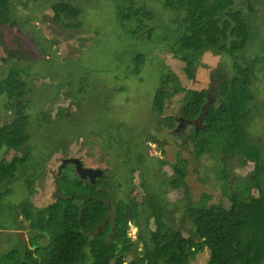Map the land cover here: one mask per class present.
<instances>
[{"label":"trees","instance_id":"16d2710c","mask_svg":"<svg viewBox=\"0 0 264 264\" xmlns=\"http://www.w3.org/2000/svg\"><path fill=\"white\" fill-rule=\"evenodd\" d=\"M83 1L57 0L49 8L57 16L79 17L76 6ZM111 1L115 4L118 22L127 34L137 38L141 31L146 33L145 39L149 41H153L155 30L147 25L157 20L154 5L160 3L161 13L167 18L160 28L165 29L166 34L171 33V38L163 39L167 43L166 55L184 64L189 79L194 78L207 53L226 57L229 68L221 67L211 74L208 90L188 93L182 117L200 125L191 135L197 158L222 147L243 165L253 164L254 169L238 183L237 190L230 192L227 185L223 186L228 206H209L208 199L188 203L184 214L195 228L194 239L186 238L182 231L170 226L165 193L161 188L156 189L143 181V201L133 197L132 180L137 169L130 163H126L130 167L126 187L121 183L123 180L117 178L116 188L109 178L97 179L93 184L90 180H81L77 172L65 174L63 169L58 178L62 197L42 209L35 210L28 200L16 209L15 214L24 215L31 224L30 245L24 242L19 251H9L0 259L3 264H191L201 253L209 251L207 264H264V146L251 132L255 122L252 104L256 101L253 87L258 67L264 70V19H256L252 0ZM41 14L34 12L21 27L28 30L36 43L32 21L40 22L35 18H40ZM14 16L12 0H0V26L12 25ZM41 22L48 24L47 19ZM131 24H136L137 28L132 29ZM17 42L20 48L18 39ZM47 42L53 48L59 45L49 38ZM37 45L43 52L45 45ZM7 53L6 68L0 69V112L12 114V118L0 124V188L24 181L32 195L34 180L44 174L47 160L59 151L68 158L70 146L81 138L65 136L64 141L55 144L52 152L43 158V166L30 172L29 164L33 153L41 146L40 140L43 142L52 130L64 125L61 121L69 110H60L53 121L36 98L28 99L30 93L34 94L32 88L33 91L29 90L34 76L31 59L21 48ZM164 70L162 87L154 102L158 115L164 113L165 105L175 94L187 91L165 66ZM43 78L47 79L46 76ZM50 85L54 84L51 82ZM75 86L71 83L67 88L74 90ZM56 87L63 88L59 83ZM70 90L69 94L73 95ZM79 93L84 95L85 91L81 89ZM43 95L40 93L39 99ZM167 120L172 126L176 122L172 117ZM35 129L42 136L34 142L35 148H31ZM60 138L56 137V141ZM10 152L16 155L8 161L6 156ZM142 156L141 153L135 155L139 162L143 160ZM179 167V164L173 167L175 174L167 186L168 191L182 187L185 176ZM75 182L85 185L77 187ZM123 188L128 191L118 203L117 191ZM254 191L258 196L253 194ZM10 195L9 189L0 191V232L3 230L1 211ZM131 225L138 229L137 244L128 233ZM242 249L245 251L243 256ZM131 257L132 261L129 260Z\"/></svg>","mask_w":264,"mask_h":264},{"label":"rangeland","instance_id":"374dc122","mask_svg":"<svg viewBox=\"0 0 264 264\" xmlns=\"http://www.w3.org/2000/svg\"><path fill=\"white\" fill-rule=\"evenodd\" d=\"M252 1L255 4L256 19H264L263 1ZM12 2L15 7L14 23L0 26L1 71L6 68L4 59L8 58L7 52L21 48L22 53H27L31 59L30 68L34 75L29 89H33L34 94L30 93L28 99L36 98L53 121L60 110H69L61 121L64 125L52 130L43 142L40 140L41 146L38 152L33 153L29 164L30 172L43 166V158L52 152L55 144L64 141L65 136L70 134L81 140L70 146L68 158L59 151L47 160L44 174L34 180L32 195L24 181L0 188V191H12L1 211L3 230L0 232V256L12 250L19 251V246L24 245V242L30 245L33 233L31 224L25 220L24 215L15 214L16 209L27 200L35 210L42 209L62 197L58 178L61 177L60 170L66 159H78L87 169L103 171V178H109L115 188L118 186L117 178H121V183L126 187L130 177V167L126 163L135 166L137 170L132 180L135 187L133 197L143 201V181L156 189L161 188L162 193H165L166 215L170 226L182 231L186 238L194 239L195 228L184 214L188 203L208 199L209 206H228L223 186L227 185L230 192L237 190L238 183L254 169L253 164L243 165L240 159L228 154L222 147H218L212 154L197 158L191 135L193 129L200 125L189 123L182 117L188 93L208 90L211 74L221 67L229 68L226 57L207 53L200 61L194 78L189 79L184 64L166 55L167 43L163 39L171 38V33L166 34V30L160 28L164 18L167 19L161 13L160 3L154 5L157 20L147 25V28L155 30L153 41H149L145 39L146 33L141 31H138L137 38L127 34L118 22L115 4L111 0L80 2L76 6L80 12L79 17L55 15L49 6L57 0ZM34 12L42 13L40 18H35L37 21L40 19V22L32 21L35 24L32 34L37 43H41L42 47L45 45L43 52L28 34V30L21 28ZM45 19L48 24L41 22ZM130 27L137 28L136 24H131ZM48 38L57 41L59 45L53 48L47 42ZM17 39L20 41V48L17 47ZM248 56L245 58L248 59ZM164 66L187 91L175 94L165 105L164 113L158 115L154 102L162 87ZM51 82L54 84L52 87ZM58 83L63 87L61 90L56 87ZM71 83L77 85L74 90L67 88ZM81 89L85 91L84 95L79 93ZM69 90L73 95L69 94ZM169 90L174 91L173 88ZM253 92L256 97L252 104L255 122L251 132L264 146V70L260 67ZM40 93L44 94L41 99ZM171 117L176 119L173 126L167 120ZM11 118L12 114L0 112V124H5ZM182 119L184 121H180ZM32 135L30 147L35 148L34 142L42 135L36 129ZM56 137L62 138L56 141ZM91 144L94 145L90 146ZM138 153L143 155L140 162L135 157ZM15 155V152H10L6 160L11 161ZM178 164L185 180L182 183L180 181L181 188L168 191L170 189L167 186L175 174L173 167ZM74 171L76 173L73 165L64 169L65 174L72 175ZM1 180L0 174V182ZM75 185L84 187L85 183L75 182ZM127 191L128 188L118 189V203L124 199ZM253 194L258 196L255 191ZM151 227L155 229L153 223ZM128 233L137 244L138 229L131 225ZM141 250L142 247L139 246V251ZM244 253L242 249L241 256ZM209 256V251H205L191 264H207ZM129 260L132 261L133 258ZM0 264H3L1 259Z\"/></svg>","mask_w":264,"mask_h":264},{"label":"water","instance_id":"95a60500","mask_svg":"<svg viewBox=\"0 0 264 264\" xmlns=\"http://www.w3.org/2000/svg\"><path fill=\"white\" fill-rule=\"evenodd\" d=\"M68 165H74L77 175L80 177L81 180H90L93 184L96 183L97 179H102L104 176V172L101 170H93L87 169L84 167L83 163L78 159H66L63 161L62 168L60 173L63 169H65Z\"/></svg>","mask_w":264,"mask_h":264},{"label":"flooded vegetation","instance_id":"af4514ba","mask_svg":"<svg viewBox=\"0 0 264 264\" xmlns=\"http://www.w3.org/2000/svg\"><path fill=\"white\" fill-rule=\"evenodd\" d=\"M180 121H184V120L182 119V120H180ZM188 122H189V123H192L193 121L188 120ZM88 181H89V180H88Z\"/></svg>","mask_w":264,"mask_h":264}]
</instances>
